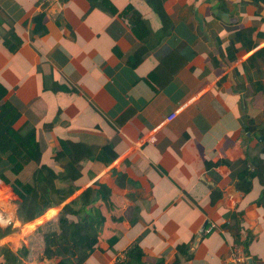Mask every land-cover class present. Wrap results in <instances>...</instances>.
<instances>
[{
  "label": "crops",
  "instance_id": "1",
  "mask_svg": "<svg viewBox=\"0 0 264 264\" xmlns=\"http://www.w3.org/2000/svg\"><path fill=\"white\" fill-rule=\"evenodd\" d=\"M91 1L0 0V104L17 113L12 127L33 129L54 172L61 140L113 141L115 158L81 161L73 193L41 223L103 185L108 201L94 206L106 218L81 264H235L236 251L264 264V0H157L162 19L149 0H107L113 12ZM22 168L0 148L12 229L0 245L16 251L22 239L25 264H56L39 259L41 223L22 236Z\"/></svg>",
  "mask_w": 264,
  "mask_h": 264
},
{
  "label": "trees",
  "instance_id": "2",
  "mask_svg": "<svg viewBox=\"0 0 264 264\" xmlns=\"http://www.w3.org/2000/svg\"><path fill=\"white\" fill-rule=\"evenodd\" d=\"M149 3L162 19L163 12L160 3L157 0H149ZM91 7L109 12L114 11L107 0H93ZM133 22H135L133 24H137L144 21L139 15H136ZM132 30L135 31L136 28L132 27ZM9 48L14 49L13 47ZM145 49L146 46L141 44L133 52L131 55L132 66L140 62ZM2 91L0 88V95ZM16 117L17 113L13 108L4 103L0 104V148L9 150L20 162L23 168L19 180L23 185L28 184L31 187V190L25 193L20 201L21 221L24 226L22 236H25L45 218L50 217L47 213L48 209L54 206L58 207L57 205H60L73 193V181L80 175L78 164L81 161H102V156L107 155V160L104 159V161L110 162L115 158V153L112 151L113 141L98 147L61 140L60 148L52 159L62 167L60 171L54 172L50 167L41 163V152L34 139L33 129L20 131L12 127ZM259 141L263 144L262 151L264 152V136L259 137ZM212 165V163H206L205 167L209 168ZM253 176L254 173L246 172L244 176L239 177L236 187L242 192H248L251 188L250 179ZM258 178L259 182L263 184L264 179ZM215 193L211 192L210 202H213L217 197ZM108 197L109 191L103 185H98L96 190H84L77 198L65 202L61 206L52 225L48 224L49 221L38 225L34 232L40 235L41 255L39 259L58 258L56 264H81L95 243V237L90 235V229L94 227L95 231H98L106 218L99 205L95 207L94 203L99 199L107 202ZM261 203L264 204L263 201ZM43 213L45 214L41 216ZM46 226L47 228H44ZM11 233L10 226L0 227V239ZM247 244L248 241L245 240L243 247ZM7 247V244L0 245V264H25L28 254L26 246L21 245L15 253Z\"/></svg>",
  "mask_w": 264,
  "mask_h": 264
},
{
  "label": "built area",
  "instance_id": "3",
  "mask_svg": "<svg viewBox=\"0 0 264 264\" xmlns=\"http://www.w3.org/2000/svg\"><path fill=\"white\" fill-rule=\"evenodd\" d=\"M46 1H49V0H46ZM173 117H174V113H172L171 115L166 117L164 121L170 120ZM154 138H155L154 136H149L148 140L153 141ZM8 192H11V187H10L9 183L6 182L2 176H0V195L2 193H5V196H6L8 194ZM9 219H10V217L8 216L6 210L0 209V227L1 228L9 226V223H10ZM123 256H124V253L122 254L121 257H123ZM244 259H245V256L243 254H241L239 251H236V253L233 255L231 260L235 264H240V263H243ZM118 262L119 261H116L115 264H118Z\"/></svg>",
  "mask_w": 264,
  "mask_h": 264
},
{
  "label": "rangeland",
  "instance_id": "4",
  "mask_svg": "<svg viewBox=\"0 0 264 264\" xmlns=\"http://www.w3.org/2000/svg\"><path fill=\"white\" fill-rule=\"evenodd\" d=\"M15 188L17 189V186H15ZM18 189H19V188H18ZM33 237H34V235H31L29 239L31 240ZM14 241L18 242V244H14V243L12 242L11 247H13V245H14L15 247L19 248L21 245H24L22 239L17 238V239H15ZM17 245H18V246H17ZM7 246H8V245H7ZM33 247H34V249H36L37 247H39V245L34 244ZM7 248H8L9 250H11L12 252L15 253L14 250L10 249L9 247H7ZM28 251L31 252L30 248L28 249Z\"/></svg>",
  "mask_w": 264,
  "mask_h": 264
},
{
  "label": "water",
  "instance_id": "5",
  "mask_svg": "<svg viewBox=\"0 0 264 264\" xmlns=\"http://www.w3.org/2000/svg\"><path fill=\"white\" fill-rule=\"evenodd\" d=\"M244 261H245V264H252L250 258H246Z\"/></svg>",
  "mask_w": 264,
  "mask_h": 264
}]
</instances>
